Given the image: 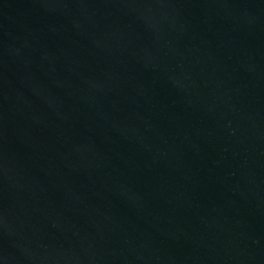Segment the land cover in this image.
<instances>
[{"label": "water", "instance_id": "1", "mask_svg": "<svg viewBox=\"0 0 264 264\" xmlns=\"http://www.w3.org/2000/svg\"><path fill=\"white\" fill-rule=\"evenodd\" d=\"M0 264H264V0H0Z\"/></svg>", "mask_w": 264, "mask_h": 264}]
</instances>
